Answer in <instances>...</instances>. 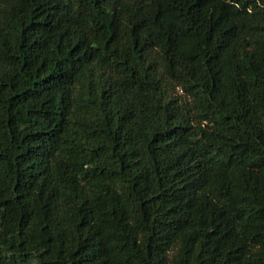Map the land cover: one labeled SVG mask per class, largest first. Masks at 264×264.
<instances>
[{
	"label": "trees",
	"instance_id": "1",
	"mask_svg": "<svg viewBox=\"0 0 264 264\" xmlns=\"http://www.w3.org/2000/svg\"><path fill=\"white\" fill-rule=\"evenodd\" d=\"M0 264H264V0H0Z\"/></svg>",
	"mask_w": 264,
	"mask_h": 264
}]
</instances>
